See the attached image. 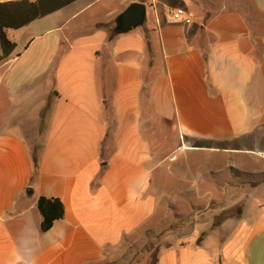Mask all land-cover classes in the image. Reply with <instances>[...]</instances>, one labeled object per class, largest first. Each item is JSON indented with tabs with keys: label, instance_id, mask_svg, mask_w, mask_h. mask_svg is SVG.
<instances>
[{
	"label": "crops",
	"instance_id": "1",
	"mask_svg": "<svg viewBox=\"0 0 264 264\" xmlns=\"http://www.w3.org/2000/svg\"><path fill=\"white\" fill-rule=\"evenodd\" d=\"M133 3L144 25L111 38ZM6 34L0 264H111L177 207L190 241L156 264H264V182L215 188L264 174V0H76ZM41 197L65 207L45 233Z\"/></svg>",
	"mask_w": 264,
	"mask_h": 264
},
{
	"label": "rangeland",
	"instance_id": "2",
	"mask_svg": "<svg viewBox=\"0 0 264 264\" xmlns=\"http://www.w3.org/2000/svg\"><path fill=\"white\" fill-rule=\"evenodd\" d=\"M249 9V6H246ZM263 175H249L247 173L240 172L238 170L228 169L224 171L222 177L219 178V184L216 189H227L228 183L234 181L237 185L251 184L256 186L263 183ZM214 187V186H213ZM244 192L239 193L240 206L227 208L217 207L212 208V212L206 213L201 216L199 222H210L214 219L216 226H219L230 217H235L242 211L241 199L244 197ZM190 210V209H187ZM204 210V209H203ZM171 214L164 218L160 228L157 231H149L146 236L136 243H130L128 249L124 255L114 263L111 264H155L157 260V254L160 250L172 244L173 242H188L190 239H186L188 235H192V229L195 225L196 218L194 215L197 210L186 213L182 207L171 208ZM205 224V223H204ZM194 230V229H193Z\"/></svg>",
	"mask_w": 264,
	"mask_h": 264
},
{
	"label": "trees",
	"instance_id": "3",
	"mask_svg": "<svg viewBox=\"0 0 264 264\" xmlns=\"http://www.w3.org/2000/svg\"><path fill=\"white\" fill-rule=\"evenodd\" d=\"M76 0H18L0 2V43L4 52L0 61L14 49L8 38L7 30H19L32 22L48 16ZM117 35L116 28L111 29V38ZM35 161V172L37 173V161ZM264 182V180H263ZM38 210L42 216L40 229L48 232L54 223L65 216V207L60 199L41 197L37 202ZM241 214L239 211L238 216ZM156 264V263H155Z\"/></svg>",
	"mask_w": 264,
	"mask_h": 264
},
{
	"label": "water",
	"instance_id": "4",
	"mask_svg": "<svg viewBox=\"0 0 264 264\" xmlns=\"http://www.w3.org/2000/svg\"><path fill=\"white\" fill-rule=\"evenodd\" d=\"M146 6L143 3H133L117 20V32L127 33L144 25L146 20Z\"/></svg>",
	"mask_w": 264,
	"mask_h": 264
},
{
	"label": "built area",
	"instance_id": "5",
	"mask_svg": "<svg viewBox=\"0 0 264 264\" xmlns=\"http://www.w3.org/2000/svg\"><path fill=\"white\" fill-rule=\"evenodd\" d=\"M172 17L176 21L184 20L188 27L191 26L194 21V15L191 12L185 10L184 8H180V7L175 8L172 11Z\"/></svg>",
	"mask_w": 264,
	"mask_h": 264
}]
</instances>
